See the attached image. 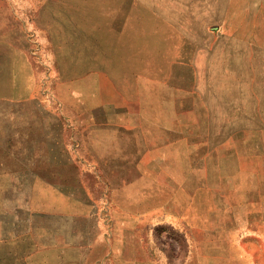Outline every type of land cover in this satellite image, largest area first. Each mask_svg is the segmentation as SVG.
<instances>
[{
	"label": "rangeland",
	"instance_id": "374dc122",
	"mask_svg": "<svg viewBox=\"0 0 264 264\" xmlns=\"http://www.w3.org/2000/svg\"><path fill=\"white\" fill-rule=\"evenodd\" d=\"M2 69L0 264H264V0H0Z\"/></svg>",
	"mask_w": 264,
	"mask_h": 264
},
{
	"label": "crops",
	"instance_id": "0c3cea01",
	"mask_svg": "<svg viewBox=\"0 0 264 264\" xmlns=\"http://www.w3.org/2000/svg\"><path fill=\"white\" fill-rule=\"evenodd\" d=\"M23 34H25V32H22ZM22 34V35H23ZM17 35H19V34H17ZM21 36V35H20ZM21 37H23V36H21ZM28 37H30L29 35H28ZM26 39H27V36L25 37ZM8 52V51H7ZM6 54V53H5ZM5 70H0V77H3V72H4ZM25 96H27V95H25ZM23 97H24V95H23ZM0 98H2L1 96H0ZM29 101H32V102H38V100H32V99H30V98H22V99H19V100H10L9 102H10V105L11 106H13V109L15 110V109H17L18 107H20V106H23L26 102H29ZM38 104V103H37ZM40 105V104H39ZM135 164V163H134ZM131 165H133V162L131 163Z\"/></svg>",
	"mask_w": 264,
	"mask_h": 264
}]
</instances>
